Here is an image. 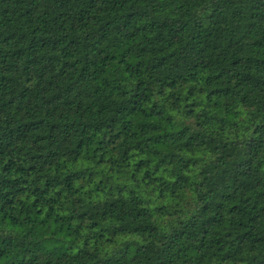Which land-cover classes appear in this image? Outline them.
<instances>
[{
    "label": "trees",
    "instance_id": "16d2710c",
    "mask_svg": "<svg viewBox=\"0 0 264 264\" xmlns=\"http://www.w3.org/2000/svg\"><path fill=\"white\" fill-rule=\"evenodd\" d=\"M0 264H264V0H0Z\"/></svg>",
    "mask_w": 264,
    "mask_h": 264
}]
</instances>
